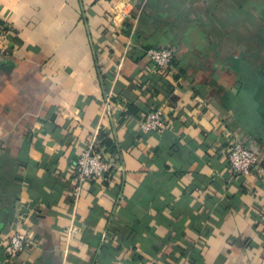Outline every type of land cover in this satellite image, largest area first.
I'll use <instances>...</instances> for the list:
<instances>
[{
    "label": "crops",
    "instance_id": "crops-1",
    "mask_svg": "<svg viewBox=\"0 0 264 264\" xmlns=\"http://www.w3.org/2000/svg\"><path fill=\"white\" fill-rule=\"evenodd\" d=\"M0 27V264H264V177L227 161L240 139L264 169V0H0ZM100 132L109 179L75 194Z\"/></svg>",
    "mask_w": 264,
    "mask_h": 264
},
{
    "label": "built area",
    "instance_id": "built-area-1",
    "mask_svg": "<svg viewBox=\"0 0 264 264\" xmlns=\"http://www.w3.org/2000/svg\"><path fill=\"white\" fill-rule=\"evenodd\" d=\"M8 34L5 28L0 27V54L6 42ZM145 57L152 62L161 73H165L171 66L174 58V51L170 47L150 48L146 51ZM110 94L106 93L105 100L109 103ZM169 118L165 111L156 108L145 113L138 122L142 132L161 131L166 128ZM227 161L229 170L234 175H257L264 177V169L260 167V160L257 152L244 144L240 139L232 141L227 150ZM114 159L110 153L104 152L100 145L97 134H93L85 148L78 156L72 181L75 186L74 192L78 194L82 185L90 181H107L110 176ZM27 244L26 235L21 232L12 233L4 243L3 252L7 258H16Z\"/></svg>",
    "mask_w": 264,
    "mask_h": 264
},
{
    "label": "trees",
    "instance_id": "trees-1",
    "mask_svg": "<svg viewBox=\"0 0 264 264\" xmlns=\"http://www.w3.org/2000/svg\"><path fill=\"white\" fill-rule=\"evenodd\" d=\"M150 48H160V47H148V48L146 49V51H147L148 49H150ZM174 60H175V58H173L171 64L174 63ZM129 109H130V107H128V111H127V113H125V114L122 113V114H121L122 119H125L126 116L130 113ZM154 109H156V108H154ZM152 110H153V109H152ZM98 136H99V139H100V145H101V146H102V145H105V146H107L109 149H111V150L113 149V143H112L111 139H109V138L106 136V134H104V132H100Z\"/></svg>",
    "mask_w": 264,
    "mask_h": 264
}]
</instances>
